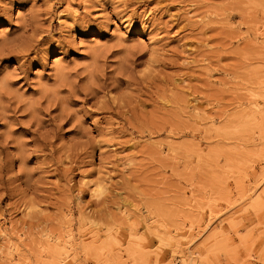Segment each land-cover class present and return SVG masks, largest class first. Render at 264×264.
I'll use <instances>...</instances> for the list:
<instances>
[{
    "label": "rangeland",
    "instance_id": "1",
    "mask_svg": "<svg viewBox=\"0 0 264 264\" xmlns=\"http://www.w3.org/2000/svg\"><path fill=\"white\" fill-rule=\"evenodd\" d=\"M0 16V264H264V0Z\"/></svg>",
    "mask_w": 264,
    "mask_h": 264
},
{
    "label": "bare ground",
    "instance_id": "2",
    "mask_svg": "<svg viewBox=\"0 0 264 264\" xmlns=\"http://www.w3.org/2000/svg\"><path fill=\"white\" fill-rule=\"evenodd\" d=\"M102 189H105L104 188V182L103 181H99L97 183H93L92 184V188H91V191H92V195H95L97 194L98 196V193L102 195V193H100V190ZM200 234V233H199ZM200 236V235H199ZM197 238V237H196ZM195 240V239H193ZM193 242V241H192Z\"/></svg>",
    "mask_w": 264,
    "mask_h": 264
},
{
    "label": "snow or ice",
    "instance_id": "3",
    "mask_svg": "<svg viewBox=\"0 0 264 264\" xmlns=\"http://www.w3.org/2000/svg\"><path fill=\"white\" fill-rule=\"evenodd\" d=\"M17 7H23V5L18 4ZM6 26H8L7 21L4 19V17L0 16V29H3Z\"/></svg>",
    "mask_w": 264,
    "mask_h": 264
}]
</instances>
